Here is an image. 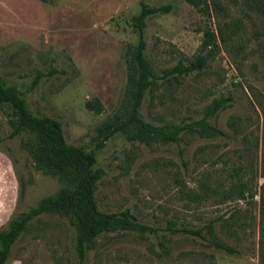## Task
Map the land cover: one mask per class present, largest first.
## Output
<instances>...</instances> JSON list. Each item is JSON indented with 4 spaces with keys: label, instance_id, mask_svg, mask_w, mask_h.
<instances>
[{
    "label": "rangeland",
    "instance_id": "rangeland-1",
    "mask_svg": "<svg viewBox=\"0 0 264 264\" xmlns=\"http://www.w3.org/2000/svg\"><path fill=\"white\" fill-rule=\"evenodd\" d=\"M148 6L168 13L145 21V56L153 84L140 112L154 125L201 119L214 99L227 105L208 123L224 133L183 132L178 142L109 136L128 111L125 54L137 43L131 18ZM0 0V77L33 114L61 123L67 144L94 151V197L103 213L128 209L158 236L115 231L96 237L82 264H259L264 235V0ZM215 46L202 48L206 33ZM205 65L168 74L198 56ZM49 74L30 84L38 72ZM99 103L101 112L87 106ZM13 117L0 106V228L60 188L37 168L26 132L9 137ZM19 182L24 195L19 199ZM215 220L213 236L239 250L228 255L201 238L172 234ZM162 243V245H161ZM7 264H79L75 228L47 213L34 218Z\"/></svg>",
    "mask_w": 264,
    "mask_h": 264
},
{
    "label": "trees",
    "instance_id": "trees-1",
    "mask_svg": "<svg viewBox=\"0 0 264 264\" xmlns=\"http://www.w3.org/2000/svg\"><path fill=\"white\" fill-rule=\"evenodd\" d=\"M185 1L200 12H208L207 5H202L201 0ZM140 6L139 13L131 18V25L138 33V40L136 45L125 54L127 83L124 95L128 111L123 117L108 123V126H112L109 136L121 134L139 142L148 140L178 142L180 134L187 131L198 132L208 138L223 136L224 133L210 125L208 119L227 105L228 98L212 100L206 108L204 116L190 123L154 125L144 120L140 107L153 84L152 72L145 56L146 43L143 36L145 21L151 16L168 13L171 7L169 5L148 6L143 2L140 3ZM214 40V34L207 32L202 48L207 49L211 45L215 46ZM205 60L206 56L200 55L187 65L178 63L166 73L189 74L199 71L205 65ZM53 73L54 71H50L48 74L38 72L31 82L30 88L36 87L41 78ZM86 104L98 113L102 111V107L97 102H87ZM0 106H7L13 117L12 130L8 136L12 138L21 132H26L32 139L33 162L37 168L56 177L60 183V188L54 195L40 199L34 207L26 211L13 213L6 224L0 228V264H7L12 246L28 224L34 218L47 213H55L67 218L75 228V251L79 264L85 260L89 244L103 233L126 230L158 236V228L148 227L137 222L128 209L119 213H103L98 210L94 194L99 175L95 169L96 155L94 151L67 144L61 123L52 118L33 114L22 93L14 86L6 85L1 77ZM23 195L24 188L19 182L18 198L22 199ZM215 222V220L210 221L205 227L199 229H177L175 223L168 221L167 230L172 234L185 233L197 236L207 241L213 248L228 255L238 254V249L213 236ZM258 260L259 264H264V235L259 241Z\"/></svg>",
    "mask_w": 264,
    "mask_h": 264
}]
</instances>
